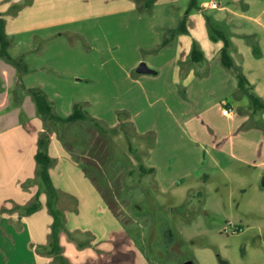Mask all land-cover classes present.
<instances>
[{
	"label": "rangeland",
	"instance_id": "rangeland-1",
	"mask_svg": "<svg viewBox=\"0 0 264 264\" xmlns=\"http://www.w3.org/2000/svg\"><path fill=\"white\" fill-rule=\"evenodd\" d=\"M146 1L37 0L14 20L11 39L38 57L27 81L46 91L58 114L84 103L88 115L108 128L125 112L137 132L130 137L134 152L153 173L139 172L122 131L104 138L88 120L45 122L99 185L142 264H264V166L234 158L208 168L207 144L189 139L191 124L203 123L201 109L235 91L230 80H219L215 66L203 80L174 72L184 65L169 50L178 34L170 26L180 23L176 9L164 5L160 11L156 0L146 8ZM20 7L9 15L17 17ZM165 38L168 44L161 45ZM245 41L256 44L255 34ZM140 61L156 73L138 74ZM8 93L11 108L19 84Z\"/></svg>",
	"mask_w": 264,
	"mask_h": 264
},
{
	"label": "crops",
	"instance_id": "crops-1",
	"mask_svg": "<svg viewBox=\"0 0 264 264\" xmlns=\"http://www.w3.org/2000/svg\"><path fill=\"white\" fill-rule=\"evenodd\" d=\"M20 1L24 0H0V12L5 18L6 33L11 40L9 53L13 57L21 56L27 66V70L20 75L14 71L9 76L4 65L1 71L0 108L5 104L7 106L0 110V264H60V256L69 264H142L144 260L136 251L135 242L108 208L99 185L84 171V164L55 140L46 120L35 113L33 105L27 102L23 107L25 112H29L18 113L21 102L28 100V89L37 87L27 79L31 77L32 61L38 59L36 55L32 56L34 52L31 53L26 45L21 48L11 39L16 27L14 20L24 15V10L29 6L32 8L37 0L30 1L25 8L18 6ZM189 1L156 0L154 6L158 5L160 11H165L164 5L170 9L174 7L172 9L176 10L173 13L179 22ZM212 2L216 6H212ZM19 7L21 10L15 12L17 17L9 15L12 9ZM207 17L227 33L230 41L228 53L255 94L264 101V0H196V5L186 12L184 31H178L169 44L173 61L184 64L180 68L178 65L177 70L175 67L174 72L177 71L183 78L191 76L192 79L203 80L212 76L215 66L216 72L222 74L218 79L230 80L235 94L232 97L229 92V99L201 109L203 123L197 120L191 124L189 139L207 144L210 155L208 165L204 166L208 168L226 165L234 158L263 167L264 111H256L246 95L236 96V73L221 64L223 41L210 37ZM27 33L22 30V35ZM248 34L256 36L255 49L245 41ZM193 46L196 48V59L192 55ZM13 48L18 50L13 53ZM218 63L222 68H218ZM186 64H191V67H186ZM190 71L194 73L189 74ZM8 79L10 83H7ZM16 82L19 84L18 104L9 108L8 92ZM221 105L230 106L232 115H223ZM17 109L18 112L13 114ZM44 131H49L50 136L47 152L53 163L48 168V174L56 191L54 207L63 213L65 219V230L58 235L59 254L48 253L47 242L53 217L46 205L48 196L40 176V165L35 158L38 138ZM35 202L39 203V207L26 213L25 207Z\"/></svg>",
	"mask_w": 264,
	"mask_h": 264
},
{
	"label": "trees",
	"instance_id": "trees-1",
	"mask_svg": "<svg viewBox=\"0 0 264 264\" xmlns=\"http://www.w3.org/2000/svg\"><path fill=\"white\" fill-rule=\"evenodd\" d=\"M153 2L154 0H147L145 4L146 8H148L150 4H152ZM20 4H22V2H19L18 6ZM195 5H196V0L189 1V5H187V9L185 11L184 16L180 20V23H178V26L176 28L170 29L169 30L170 33H173L175 31H180V30L184 31L183 26H184L186 12L190 10L192 7H194ZM207 23H208L207 27H208L210 37L214 40L219 38V40L223 41L222 47L220 50L221 64L228 69H232L236 73L237 87H238L236 96L240 97L242 95H246L249 98L248 100H249L250 105L253 106L256 111H264V101L261 100V98H259L255 94V92L252 89V86L247 81L248 79L242 73L240 68L236 64H234L232 57L228 53V46H229L230 41L227 36V33L223 32L222 30L219 29V27L214 25V23L209 17H207ZM168 41L169 39L165 38L163 39V41H161L160 44L166 45L168 44ZM10 45H11V40L6 33L5 19L2 13L0 12V79L1 80H3V76L1 72L2 69L4 68L3 65L5 66V69L8 71L9 76H12L14 71H17V73H19L20 75L21 73L27 70V66L24 63L23 58L21 56L13 57L9 53L8 49ZM252 45H253V49H255V44L253 43ZM194 54H196V48H194L193 46L192 55H193V59H196ZM7 83H10L9 79L7 80ZM28 92H29L27 94L28 100L22 101L20 104L21 106H20L19 112L17 109L13 112V114H16L17 112L23 113V114L28 113L29 111L25 112V109L23 107V105H25L28 102L29 104L33 105V108L36 110L35 112L36 114H38L45 120H51L55 124L57 123L72 124L77 121L88 120L100 130L99 134L101 135V137H104V138L109 135H115L119 131H122L123 134L125 135V138L127 139L129 149L131 150V152H133L135 158L138 160V167L140 169L139 172L142 175H146V174L153 173V171L155 170L153 167L145 166L142 162L141 155L134 152L136 148L132 145L130 141V137L131 135L136 134L137 132L132 122L127 120L125 112L124 113L120 112L118 114L119 122L117 123V125L106 128V126H103L97 119H95L94 117H90L88 115V111L84 109V105H85L84 103L75 102L73 104L72 113H69L66 116H60L55 113L52 102L47 98L46 92L43 89H41L40 87H30L28 89ZM1 95L2 93H0V96ZM6 106L7 105L5 104L3 107L0 108V110L5 108ZM130 130L133 133L132 132L130 133ZM49 141H50L49 131L42 132L38 138V149L36 150L35 158H36L37 163L40 165L39 167L40 176L44 184V189L48 196L46 205L48 207L50 214L53 217V222L51 223L49 241L47 242L48 253L49 254H59L60 247L58 245V242H59L58 235L61 230H65L64 228L65 219H64L63 213L60 210H58L56 207H54L56 191L52 187L53 185L51 183V180L48 174V168L53 163L52 158H50L47 152ZM86 169L87 168L85 167L84 171L88 174ZM103 197L105 198L104 195ZM105 201L108 204L106 199ZM38 204L39 203L35 202L33 204L27 205L25 207V212L29 213V212L35 211L39 207ZM109 206L110 205L108 204V208L113 212V210ZM59 258H60L59 260L60 264H69L63 256L62 257L60 256Z\"/></svg>",
	"mask_w": 264,
	"mask_h": 264
},
{
	"label": "water",
	"instance_id": "water-1",
	"mask_svg": "<svg viewBox=\"0 0 264 264\" xmlns=\"http://www.w3.org/2000/svg\"><path fill=\"white\" fill-rule=\"evenodd\" d=\"M136 72L137 73H154L155 70L149 68L144 61H140L136 67ZM262 182L264 183V175L262 176ZM183 264H194L193 261L191 260H187L186 262H184Z\"/></svg>",
	"mask_w": 264,
	"mask_h": 264
},
{
	"label": "built area",
	"instance_id": "built-area-1",
	"mask_svg": "<svg viewBox=\"0 0 264 264\" xmlns=\"http://www.w3.org/2000/svg\"><path fill=\"white\" fill-rule=\"evenodd\" d=\"M212 6H216L215 2L211 3ZM221 113L225 116H231L233 111L232 108L228 105H221Z\"/></svg>",
	"mask_w": 264,
	"mask_h": 264
}]
</instances>
